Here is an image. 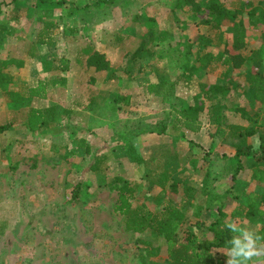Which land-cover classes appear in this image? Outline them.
<instances>
[{
	"label": "rangeland",
	"instance_id": "obj_1",
	"mask_svg": "<svg viewBox=\"0 0 264 264\" xmlns=\"http://www.w3.org/2000/svg\"><path fill=\"white\" fill-rule=\"evenodd\" d=\"M178 1L118 0L111 10H106L101 16V11L98 12L96 6L89 9L80 8L86 0H65L52 4L40 3L38 0H0V59L7 57L25 59L23 67H10V73L13 75V83L10 86L14 89H23L34 85L38 79L50 83L55 73L49 71L48 54L50 52L66 54L70 51V55L67 56L73 58L76 47L82 46L85 42H91L99 50H105L108 58L113 61H121L122 56L118 48L107 42L115 29L122 28L124 33L130 34V45L135 44L139 35L147 30H155L156 35L170 32L175 37L178 35L197 37L199 32L205 33L208 29L207 25L193 21L187 15L191 12L190 7L185 4L180 8ZM241 1L264 6V2L260 0H225L224 2L227 8H237ZM48 9L53 11V15L46 16L41 21L37 11ZM97 14H100V17ZM239 18L241 17L237 18V22ZM243 18H246L245 14ZM51 20L58 22L54 44L50 47L46 44H36V57L29 58V48L35 42L42 22ZM141 20L146 23H141ZM237 27L223 28L222 36L213 43L212 48L222 50L223 40L231 39L235 30L240 29L239 25ZM69 28L74 30V36L63 37V30L68 31ZM258 35L259 32L253 34L247 30L244 36L246 45L243 52L250 54L248 68H251L252 62L256 60L251 52L261 42ZM202 47L201 44L195 47L197 50L191 56V60L202 52ZM122 61L124 62V59ZM74 63L71 59L72 69L66 76L76 79L78 68ZM260 69L264 71V61ZM223 70L224 67L218 65L197 68L196 78L189 86L179 83L172 92H169V96L165 99L167 100L164 103L165 107L159 102L160 99L150 93V85L155 83L156 76L149 68L134 73L130 78L131 83L121 74V79L116 81L115 85L114 83L111 85L113 97L105 101L103 109L90 118H85L83 112L79 111V115H73L70 122L65 124L62 123L68 118L63 111L66 107L73 110L72 107L83 108L86 104V91L80 88L76 92L73 84L75 79L66 83V87L59 84L50 86L49 95L45 99L25 98L20 107L6 104L7 98L3 90H0V124L10 122L14 125L17 118L20 119L19 124H22L21 120H25L31 107L53 106L57 118L55 117L56 120L51 128L65 131L62 135L64 141L60 144L67 149L65 152L56 153L48 148L47 140L44 141V138L38 136L37 144L32 148L25 149L26 147L16 145L15 149L12 146L8 150L6 147L3 150L2 146L10 144L13 135L10 133L8 135L7 132L0 135V158L5 156V160H10L13 171L5 172L6 179H4L5 174L2 177L0 171V191L7 187V192H13L11 184L21 181L26 185L24 188L29 190L26 195L30 200L24 205L22 215L16 216V202H13L12 194L9 193L5 197L0 195V205L4 206V216H0V264H168L167 245L162 237H155L148 232L138 234L124 230L122 215L115 210L117 190L113 189L109 182L116 175L134 179L140 183V188L136 192L135 199L132 200L133 206L143 204L145 210L157 212L162 209L163 203H160V200L162 198L164 200L166 193L154 186L147 176L148 170L153 166L152 161L147 165H139L136 158L139 154L145 161H149L151 156L164 159L170 154L167 159L168 170L174 173L179 170L185 172L188 183L193 186L197 194L196 203L203 204L206 198L204 190L208 189L209 185L205 184V181L210 171L214 170L216 173L223 170V173H228V176H225L227 182L218 179L213 184L217 194L221 192L223 196L226 188L235 187L236 181H230L229 173L233 166L231 164H234L235 150L241 144L238 138L230 136V130L225 124L219 126L217 122L213 123L206 116H202L199 137L194 140V136L191 137L192 132L186 130L184 136L178 135L176 147L171 146L170 141L173 140L170 135L152 131L158 130L156 127L160 124L158 122L171 120L172 107H185L198 96V82L228 84L230 92L225 101L226 105L230 109L233 106H244L249 114L261 112L264 121L263 107L257 103L253 104L247 94L245 67L238 72L222 73ZM125 95H130V104L119 109L113 99L114 97L120 99ZM224 113L228 123L248 125L250 122L232 110H225ZM64 125H68L67 128L63 127ZM221 129L224 131H219ZM169 133L172 134L173 131ZM256 137H259L261 144H264V125L259 130V134L251 137L243 146V148H251L250 151L258 154L260 149L252 150ZM81 139L89 148L88 153L84 151L85 146L78 145ZM22 141L28 143L30 140L22 139ZM174 152L176 155L173 157ZM162 154L164 156H161ZM101 156L105 157L101 163L102 170L93 172L90 166ZM17 158L18 161L28 162L22 163L18 171L17 168L15 169L16 165H13ZM194 158L197 159L196 170L189 165ZM29 161L32 162L31 166ZM61 162L68 164L62 165ZM243 162L248 168L246 172H239L236 178L240 183L246 181L243 184L245 189L243 191L256 190L250 176L251 166L247 159ZM4 164L7 163L0 161V167L6 166ZM205 165V171L201 170L200 167ZM211 165L213 167L210 169ZM135 173H140L139 179L135 178ZM65 182L69 183V187H66ZM76 182L85 185V188L84 186L82 188L86 193L82 194L83 197L79 202L72 203L67 201L66 195L68 198L71 196V190ZM180 194L179 190V194L174 198L175 203H178ZM234 195L235 192H231L230 198H227L228 203L225 202L226 213L230 211L235 201H241V195L232 198ZM193 210L194 208L186 212V224L191 231L198 230L193 233L203 234L206 232L205 224L213 217L206 215V212L203 216L196 217L192 213ZM3 218L4 222H2ZM221 218L224 222L230 219L227 216ZM235 221L251 226L256 232L261 225H264V219L256 217L242 221L235 219ZM200 223L204 226L198 227ZM207 235L210 234L207 232ZM214 251V255L226 262L225 249ZM257 264H264V258H260Z\"/></svg>",
	"mask_w": 264,
	"mask_h": 264
},
{
	"label": "trees",
	"instance_id": "obj_2",
	"mask_svg": "<svg viewBox=\"0 0 264 264\" xmlns=\"http://www.w3.org/2000/svg\"><path fill=\"white\" fill-rule=\"evenodd\" d=\"M38 1L52 4L64 2L65 0ZM260 1L264 2V0ZM117 2L118 0H86L83 5H80V8L89 9L96 6L98 12L101 11L100 14L102 16L103 12L111 10L112 6ZM178 3L180 8L185 4L190 7L191 12L187 15L193 21L197 24L207 25L208 29L205 33L199 32L197 37L183 35L175 37L170 32L156 35L155 30H147L139 35L135 44L130 45V34L124 33L122 28L121 30L115 29L107 42L118 48L122 56L121 59H124V62L122 60L113 61L94 44L85 42L82 46L76 47L73 58L67 56L70 55V51L66 54L50 52L47 59L50 65L49 71L57 74L68 71L70 60L74 59L79 65H84L85 68H93L95 72L105 73L104 81L106 79L109 83L112 79H121V74L130 79L134 73L149 68L156 76L155 83L150 85V93L164 99L169 96V92H172V89L179 83L189 86L196 78V69L199 67L223 66L224 70L222 73L229 71L238 72L242 67H245L244 72L247 74L246 81L248 85L247 94L250 96L252 103L260 104L263 107L262 111H264V71L260 69V65L264 61V6L261 7L260 5L241 1L239 7L227 8L224 0H179ZM100 14H97V16L100 17ZM244 14L246 15V20L243 18ZM52 15L53 11L50 9L37 11V16L41 21L44 17ZM238 17L241 18L237 22ZM133 22L134 20H132ZM143 22L141 21V23ZM57 23V20L42 22L41 30L38 32L35 42L29 48V58L36 57V44H46L49 47L54 44V35L57 34L55 32ZM238 25L240 29L237 31ZM225 27H237L234 36L231 39L225 38L223 40L222 50L213 49V43L220 39L222 36L221 30ZM247 30L253 32V34L259 32L257 37L261 41L257 48L251 52L252 56L256 58L252 62L251 68L247 67L249 66L247 62L250 54L243 52L246 45L244 36ZM63 31V37L74 36L72 28H69L68 31ZM199 44L203 46L202 52L196 54L195 58L191 60V56L197 50L195 47ZM24 64L25 59L23 58L7 57L0 59V90H3V94L7 98L6 104L14 107H20L25 98L45 99L48 94V82L42 79H38L34 85L26 86L23 89H14L10 86L13 83L10 67H23ZM87 77L86 88L89 97L84 108L93 110L98 106L104 105L105 101L112 98L113 95L110 88L104 90L92 88L91 86L96 79L90 75ZM197 85H199L198 96L185 107H172L170 110L171 120L158 122L160 123L156 126L158 130L153 129L152 131L157 134H170L171 136H173V133H181L182 135L180 134V136H184L182 131L186 130L195 133L201 128L202 116H206L213 123L217 122L219 126L225 124L227 129L230 130V136L238 138L241 144L235 150L233 155L234 164H231L233 166L229 173L230 181H236L235 187L226 188L223 196H221L222 194L218 196L214 194L215 187L213 184L217 180L215 178L227 182L225 176H228V173H223V170L222 172H216L213 177L214 182H212L213 179L207 182L209 188L204 190L206 198L203 204L202 202L196 203L197 194L193 186L186 179L179 178L178 174L167 169V159L171 156L170 154L165 156L164 159L151 156L149 161H145L139 154L138 159L136 158L139 165H147L148 162L152 161L153 166L148 170L147 176L154 186L166 193L164 200L163 198L160 200V203H163L162 209L157 212L145 210L143 204L133 206L132 200L135 199L136 192L140 188V183H137L134 179H126L116 175L109 182L113 189L117 190L115 210L122 215L124 230L138 234L148 232L155 237H162L167 245L168 264H226L223 259L214 255L215 249L227 250L226 241L231 236V233L224 227L225 222L221 217L227 216L231 220L237 219L238 221L255 217L264 219V144H261L258 154L250 151L251 148H243L246 145L245 143H248L251 137L259 134V130L263 127L262 113L249 114L244 106H233L230 109L225 103L230 92L228 84L198 82ZM129 98L130 95H125L120 99L114 97L113 100L119 109H123L124 106L129 104ZM206 101L208 103H205ZM225 110L239 113L242 118L251 123L249 122L248 125L228 123L225 118ZM55 115L56 109L53 106L49 108L31 107L25 117L24 125L32 132L45 133L47 130L49 131ZM166 119L168 120V116H166ZM10 126V122L0 124V134L7 131ZM171 130L173 131L172 134L169 133ZM219 131L223 132L224 130L221 129ZM78 145L85 146L84 151L88 153L89 148L85 145L83 139L80 140ZM161 156H164V154ZM104 158V156L96 158L90 169L93 172L101 171V163ZM243 158L247 159L248 164L251 166L249 167L250 176L254 181L256 190L243 191L245 190L243 184L246 181L240 183L236 178L239 172H246L248 168L243 162ZM192 162H197V159L194 158ZM134 176L139 179L140 173H135ZM83 186L85 188L83 183L76 182L68 201L72 203L79 202L83 197L82 194L86 193V190L82 188ZM179 190L181 192L179 195L180 199L177 201L178 203H175L176 200L174 198L179 194ZM231 192H235L232 198L239 195L242 198L240 199L241 201H235L230 211L226 213L224 206L225 202L228 203L227 198H230L229 194ZM193 208L192 213L196 217L203 216L204 212H206V215L213 217L210 222L205 224L206 228L202 227L206 230L203 234L193 233L188 224H186V212ZM200 226H204V224L200 223L198 227ZM263 226L261 225L260 228H263ZM207 232L210 235H207ZM258 234L264 237L263 232L259 231Z\"/></svg>",
	"mask_w": 264,
	"mask_h": 264
},
{
	"label": "crops",
	"instance_id": "obj_3",
	"mask_svg": "<svg viewBox=\"0 0 264 264\" xmlns=\"http://www.w3.org/2000/svg\"><path fill=\"white\" fill-rule=\"evenodd\" d=\"M225 1V0H224ZM84 4V3H83ZM82 4V5H83ZM142 21V20H141ZM101 51H103V50H101ZM103 52H105V50L103 51ZM111 59V58H110ZM73 61L75 62L74 64H75V66L78 68V76L76 77V79L75 78H71V77H69V75L68 76H66V74H70L69 72L71 71V69H72V65H70L69 64V70L68 71H65V72H61V74H57L56 72H55V77H53V78H51L50 79V83H48V91H49V88H50V86L51 87H53V86H56L57 84H59V85H62L63 87L65 86L66 87V83H68L70 80L72 81L73 79H75L74 81H73V84L75 85V87H76V92L77 91H79L80 90V88H84L85 89V91H86V103H87V100H88V97H89V95L87 94V88H86V83H88L87 82V76H93V77H95V82L92 84V88H94V89H96V90H98V89H101V90H104V89H108V88H110L111 87V85L114 83V85H115V82L116 81H119V80H110L109 81V83L106 81V79H105V81H104V78L106 77L105 76V73H103V72H95L94 71V69L93 68H85V66L84 65H79L78 63H77V61H75L74 59H73ZM70 62H71V60H70ZM65 75V76H64ZM57 76V77H56ZM127 78V77H126ZM127 80L129 81V83H131V79H128L127 78ZM72 83V82H71ZM97 84H99V85H97ZM68 86V85H67ZM174 89V88H173ZM110 90H112L111 88H110ZM113 92V91H112ZM49 95V93L47 94V96ZM158 98V97H157ZM160 99V103L163 105V107H165L164 106V103L167 101V100H165L166 98H164V99H161V98H158V100ZM6 102V101H5ZM122 102V101H121ZM114 103H115V101H114ZM129 104H130V98H129ZM128 104V105H129ZM9 105V104H8ZM51 105H56V104H51ZM128 105H126V106H128ZM72 109L73 110H71V108H65L63 111H64V114H66V116L68 117V118H65L64 120H65V122L64 123H62V124H65V123H68V122H70V120H71V117L73 116V115H79V111H82L83 112V114H84V116H85V118H90L92 115H94V114H96V113H98L101 109H103V105L102 106H98L97 108H94L93 110H88L87 108H84V106H83V108H78V107H72ZM70 110V111H69ZM55 117L57 118V113H56V115H55ZM55 117H53V122L51 123V125H50V127H49V131L47 130L45 133H40V132H32V131H30V130H28L27 128H25V125H24V121L23 120H21V122H22V124H19L20 123V119L19 118H17L15 121H14V125L13 124H11V126H10V128L7 130V131H4L3 133H1V134H5L6 132L8 133V135H9V133L10 134H12L13 135V140L11 141V143L10 144H8V145H6L5 144V146H2V149L4 150L5 149V147L7 148V150H8V148L9 147H14V149H15V147H16V145H18L19 147H22L23 146V148H25V149H28V148H32L33 146H35L36 144H37V137L38 136H41V137H38V138H44V141H48V143H49V149H51V150H53L54 152H56V153H59L60 151H66L67 149L65 148L66 146H62V144H60V143H63V137H62V135H63V131L64 130H61V131H56V129L55 130H53V128H51L52 127V125L54 124V122H55V120H56V118ZM63 120V121H64ZM25 121H26V119H25ZM62 121V122H63ZM13 125V126H12ZM67 126L68 125H64L63 127H65V128H67ZM14 127H17V128H15L14 129ZM67 130H69V129H67ZM72 131V130H71ZM65 132V131H64ZM190 132V131H189ZM182 133H185V131H182ZM0 134V135H1ZM70 134V133H69ZM11 135V136H12ZM162 135H164V134H162ZM165 135H167V134H165ZM170 135V134H169ZM173 136H171L170 135V138L173 140V142H171L170 141V144H172L171 146H175L176 147V145H177V142H178V140H177V138H178V135H179V137H180V134H175V133H173L172 134ZM191 137H193L194 136V140H196V138L197 137H199V135H200V131H198V132H195V133H191ZM7 137H9V136H7ZM49 138V139H48ZM22 139H24V140H30L28 143H26V142H23L22 141ZM8 142V141H7ZM6 142V143H7ZM9 143V142H8ZM191 150L193 149L192 147H189ZM176 151V150H175ZM174 155H176V153L174 152V154H173V157H174ZM19 156V155H18ZM63 156V155H62ZM2 159V160H1ZM0 161H2V162H4L5 161V163H7V164H4V165H6V166H2V167H0V171H2V177H3V175L5 174V172H7V171H12V167L10 166V164H11V161L10 160H5V156H2L1 158H0ZM16 161H17V164H16ZM22 163H28L27 161H22V160H19L18 161V158H17V160H15V162L13 163V165L15 166V169L17 168V170L16 171H18V169H19V166L22 164ZM29 163H30V166L32 165V162L31 161H29ZM37 163V162H36ZM62 163V165H64V163H66V164H68L67 162H61ZM168 163V162H167ZM195 164H197V162H192V160H191V163L189 164V165H191L190 166V168H192V169H194V170H196V167H195ZM189 165H188V167H189ZM18 166V167H17ZM205 167V166H204ZM204 167L202 166V167H200V169L201 170H203L204 169ZM211 167H213V165H211L210 166V169H211ZM69 169V168H68ZM168 169V168H167ZM205 169H206V167H205ZM205 169H204V171H205ZM199 170V169H198ZM183 170H179L178 172H175L176 174H178V176H179V178H184V179H186V181L188 182V178L184 175V171L182 172ZM203 171V172H204ZM13 172V171H12ZM15 172V171H14ZM172 172V171H171ZM208 174V173H207ZM214 175H215V171L213 170V171H210V175L206 178V181H205V184L207 183V182H209L210 181V179H213V177H214ZM7 178V174H5V176H4V179H6ZM215 179H217L218 180V178H215ZM221 181H223L222 179H221ZM212 182H214V179H213V181ZM216 182V181H215ZM214 182V183H215ZM66 183V187H69V183L68 182H65ZM190 184V183H189ZM24 186H26L25 185V183H22L21 181H20V183H19V181H15V182H13L12 184H11V187H12V190H13V192H7V187H5L4 189H2L1 191H0V195L2 194V195H4V197L5 196H7V194H12L11 195V198H13L12 200H13V202H16V216H20V215H22V210L24 209V205L26 204V202H30V200H28L27 199V193L29 192V190L28 189H26V188H24ZM221 192H219V194H220ZM214 194H216L217 196L219 195V194H217V192H216V189H215V191H214ZM66 199H67V201H68V197H67V195H66ZM201 201H203V200H201ZM23 202V203H22ZM3 207L4 206H2V205H0V216H4L3 215ZM2 222H4V218L2 219ZM3 225H4V223H3ZM263 232V234H264V228H259L258 229V231H257V233L258 232Z\"/></svg>",
	"mask_w": 264,
	"mask_h": 264
},
{
	"label": "clouds",
	"instance_id": "obj_4",
	"mask_svg": "<svg viewBox=\"0 0 264 264\" xmlns=\"http://www.w3.org/2000/svg\"><path fill=\"white\" fill-rule=\"evenodd\" d=\"M261 147L259 137H256L252 150L258 151ZM224 227L231 233L226 241V264H257L260 258H264V237L258 234L251 226L243 225L235 220H227ZM198 232L197 229H193Z\"/></svg>",
	"mask_w": 264,
	"mask_h": 264
}]
</instances>
